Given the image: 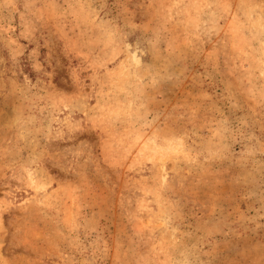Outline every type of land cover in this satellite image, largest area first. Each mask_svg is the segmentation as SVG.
<instances>
[{"label":"rangeland","instance_id":"374dc122","mask_svg":"<svg viewBox=\"0 0 264 264\" xmlns=\"http://www.w3.org/2000/svg\"><path fill=\"white\" fill-rule=\"evenodd\" d=\"M0 264H264V0H0Z\"/></svg>","mask_w":264,"mask_h":264}]
</instances>
